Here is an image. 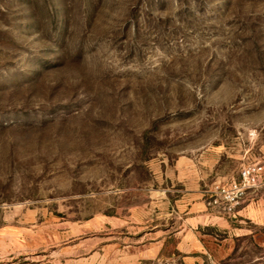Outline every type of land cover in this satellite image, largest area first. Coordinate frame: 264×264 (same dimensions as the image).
<instances>
[{
  "label": "rangeland",
  "instance_id": "rangeland-1",
  "mask_svg": "<svg viewBox=\"0 0 264 264\" xmlns=\"http://www.w3.org/2000/svg\"><path fill=\"white\" fill-rule=\"evenodd\" d=\"M257 161L264 0H0V264H157L186 188Z\"/></svg>",
  "mask_w": 264,
  "mask_h": 264
},
{
  "label": "crops",
  "instance_id": "crops-1",
  "mask_svg": "<svg viewBox=\"0 0 264 264\" xmlns=\"http://www.w3.org/2000/svg\"><path fill=\"white\" fill-rule=\"evenodd\" d=\"M209 190L201 189L197 182L186 188L177 200L180 212L173 218V228H165L162 236L152 238L141 257L155 259L157 264L214 263L209 244L218 238L213 230L221 232L220 242L249 236L258 241L264 232V188L250 192L230 217L208 204Z\"/></svg>",
  "mask_w": 264,
  "mask_h": 264
},
{
  "label": "built area",
  "instance_id": "built-area-1",
  "mask_svg": "<svg viewBox=\"0 0 264 264\" xmlns=\"http://www.w3.org/2000/svg\"><path fill=\"white\" fill-rule=\"evenodd\" d=\"M264 188V163L257 161L243 165L237 177L218 182L211 190L208 204L230 217L246 196L255 190Z\"/></svg>",
  "mask_w": 264,
  "mask_h": 264
}]
</instances>
